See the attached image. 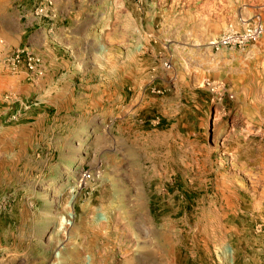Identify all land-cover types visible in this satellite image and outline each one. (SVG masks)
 <instances>
[{
	"label": "rangeland",
	"instance_id": "1",
	"mask_svg": "<svg viewBox=\"0 0 264 264\" xmlns=\"http://www.w3.org/2000/svg\"><path fill=\"white\" fill-rule=\"evenodd\" d=\"M0 264H264V0H0Z\"/></svg>",
	"mask_w": 264,
	"mask_h": 264
},
{
	"label": "built area",
	"instance_id": "2",
	"mask_svg": "<svg viewBox=\"0 0 264 264\" xmlns=\"http://www.w3.org/2000/svg\"><path fill=\"white\" fill-rule=\"evenodd\" d=\"M82 177H83L82 180H85L87 176H86V175H83ZM82 180H81V181H82Z\"/></svg>",
	"mask_w": 264,
	"mask_h": 264
},
{
	"label": "crops",
	"instance_id": "3",
	"mask_svg": "<svg viewBox=\"0 0 264 264\" xmlns=\"http://www.w3.org/2000/svg\"><path fill=\"white\" fill-rule=\"evenodd\" d=\"M48 20H50V17H49V19ZM48 24V23H47Z\"/></svg>",
	"mask_w": 264,
	"mask_h": 264
},
{
	"label": "bare ground",
	"instance_id": "4",
	"mask_svg": "<svg viewBox=\"0 0 264 264\" xmlns=\"http://www.w3.org/2000/svg\"><path fill=\"white\" fill-rule=\"evenodd\" d=\"M81 179H82V177H81Z\"/></svg>",
	"mask_w": 264,
	"mask_h": 264
}]
</instances>
